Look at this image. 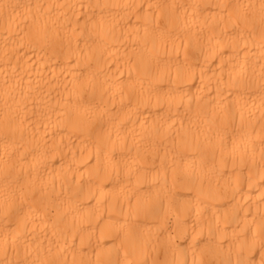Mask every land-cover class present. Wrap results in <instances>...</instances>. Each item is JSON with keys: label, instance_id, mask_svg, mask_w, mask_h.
<instances>
[{"label": "bare ground", "instance_id": "1", "mask_svg": "<svg viewBox=\"0 0 264 264\" xmlns=\"http://www.w3.org/2000/svg\"><path fill=\"white\" fill-rule=\"evenodd\" d=\"M0 264H264V0H0Z\"/></svg>", "mask_w": 264, "mask_h": 264}]
</instances>
